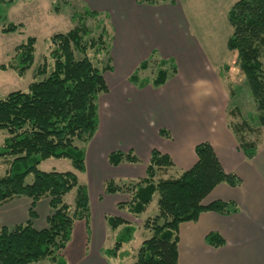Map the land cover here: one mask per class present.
Returning a JSON list of instances; mask_svg holds the SVG:
<instances>
[{
  "label": "trees",
  "instance_id": "obj_1",
  "mask_svg": "<svg viewBox=\"0 0 264 264\" xmlns=\"http://www.w3.org/2000/svg\"><path fill=\"white\" fill-rule=\"evenodd\" d=\"M17 0H0L7 7ZM156 4L172 0H138ZM82 13L71 16L75 26L67 32L50 36L49 55L35 67V79L25 90H13L0 96V129L7 136L0 146V159L9 158V167L0 175V205L15 197L30 198L29 218L13 226H0V264H33L49 260L55 264H68L64 250L71 240L74 223L83 219L89 224L90 201L87 186L80 183L74 171H43L40 163L49 158H67L75 170L86 168L87 145L99 126V95L108 92L104 72L109 58L112 31L108 15L84 7ZM91 18L96 24L89 26ZM233 33L228 45L237 51V65L245 75L256 103L259 125L251 126L247 120L236 122L233 129L238 143L248 159L257 152L259 136L264 127V0H237L228 11ZM25 24L8 20L0 13V30L4 34L22 33ZM37 38L29 35L14 50V56L0 69L13 70L23 78L36 61ZM93 58L104 64L98 66ZM105 58V60L103 59ZM51 61H50V60ZM109 60V59H108ZM155 68L151 83L160 87L170 75L177 73V65L169 59L156 56L155 52L142 61L129 77L130 82L145 86L141 72ZM240 111L235 107L231 110ZM162 135L169 136L165 130ZM249 134V135H247ZM197 162L188 170L175 175L170 168L172 158L154 148L147 165L146 176L136 181L108 180L105 193L123 192L130 195L126 208L138 216L145 212L154 195L159 194V212L148 217L144 227L151 232L134 255V264H177L179 226L197 220L201 213L214 211L224 215L234 214L239 207L234 201L215 200L208 204L204 199L220 183L238 186L242 180L227 172L209 142L196 145ZM112 165L121 162H138L133 152L114 151L109 155ZM33 174V181L26 178ZM76 189L74 207L65 196ZM48 199L50 213L47 225L37 228L36 204ZM112 229L120 226L113 247L104 254L116 257L124 243L130 242L137 227L126 219L109 215L106 218ZM206 242L215 247L224 245L225 239L218 232H210Z\"/></svg>",
  "mask_w": 264,
  "mask_h": 264
},
{
  "label": "crops",
  "instance_id": "obj_2",
  "mask_svg": "<svg viewBox=\"0 0 264 264\" xmlns=\"http://www.w3.org/2000/svg\"><path fill=\"white\" fill-rule=\"evenodd\" d=\"M79 1L108 15L112 41L105 62L110 67L104 72L108 92L98 99V130L87 145L85 171L76 170L78 178L85 176V182L80 183L88 189L90 221H75L64 250L68 264H126L127 258L119 257L120 252L111 258L104 254L113 247L122 227L112 229L107 216L128 220L137 227L135 233L151 216L134 222L126 208L118 207L128 202L130 195L105 193L106 182L144 178L154 148L172 158L174 166L170 169L179 175L197 162L195 148L202 142H209L224 169L242 180L238 186L218 184L204 203L234 201L239 211L230 215L206 211L197 220L181 223L177 264H264V127L257 152L248 159L238 143L233 129L236 122L230 114L237 107L232 103L235 90L245 83L237 65V51L228 45L233 33L228 11L237 0L229 1L226 8L221 0L225 21L222 18L220 24L203 21L194 15L192 7L187 10L182 0L156 4L138 0ZM153 52L174 61L177 73L160 87H154L153 75L144 77V71L141 78L147 81L145 86L130 82L129 77ZM161 130L169 136L162 135ZM114 151H133L139 161L112 165L109 155ZM73 190L75 203L77 191ZM30 204V198L19 196L0 205V226L27 221ZM49 213L48 199L38 201L34 225L45 227ZM210 232L220 233L224 245H209L206 236Z\"/></svg>",
  "mask_w": 264,
  "mask_h": 264
},
{
  "label": "rangeland",
  "instance_id": "obj_3",
  "mask_svg": "<svg viewBox=\"0 0 264 264\" xmlns=\"http://www.w3.org/2000/svg\"><path fill=\"white\" fill-rule=\"evenodd\" d=\"M229 1L231 2L233 0H223L224 8H226V5L229 3ZM235 1L236 0H234V2ZM182 2L186 6L187 10H190V7H192L194 15L201 17L203 21H208L210 24H220L222 18L225 21V16L220 5L221 0L219 2L217 0H182ZM218 4L220 5V10ZM210 6L211 9H209ZM84 7L86 6H84L79 0H17L9 7L0 4V13L6 14L8 20L23 22L25 24L22 33L4 34L0 30V66L9 62V60L14 56L15 47L25 40L29 35L35 36L37 38L35 51L36 61L34 66L27 72L25 77H19L11 69H0V96L3 97L12 90L27 89L26 87L28 84L35 79V67L43 61L44 55H49L50 36L58 32L65 33L72 29L75 26V23H73L71 16L75 12L82 13L85 9ZM227 21L230 23L229 20ZM87 24L91 26L95 25L96 22L89 18L87 20ZM229 26L231 27V24H229ZM103 59L105 60V58ZM262 60L264 62V52ZM93 61L98 66H103V64L99 62L98 59L93 58ZM154 70L156 69L150 67L149 69L145 70L142 75H145L144 77H150L153 75ZM243 77L245 83L238 87V89L236 88L237 90H235V94L232 97V103L234 106H237L240 111L235 109V112H233L232 116L234 117V122H240L241 120L237 119L240 116L242 120H247L251 126L257 127L259 125L258 110L244 74ZM7 134L8 133L5 129H0V146L3 144ZM258 136L260 137V133L259 135L256 133L250 134L252 139L257 138ZM8 160L9 158L0 159V175H4L6 173V170L9 167ZM39 169L43 171L70 170L76 172L71 160L67 158H49L40 163ZM33 178L34 175L29 174L25 181L30 183L33 181ZM84 178L85 176L80 177V182H85ZM74 197L75 190L69 193L65 199L66 202L72 204L73 207ZM158 197L159 194L156 193L152 202L148 206L147 211L142 214V216L128 214V217L134 219V222H141V220L137 218L143 217L142 219H145L148 215H156L159 212ZM141 226L142 230L135 233L134 238L129 243H126L123 247H121L119 250L120 254L118 252L120 255L119 257L127 258L126 264H133L135 259L130 257H134V253H136L141 242L145 238H149L151 236V232L144 227L143 223ZM33 264L55 263L49 260H42L34 262Z\"/></svg>",
  "mask_w": 264,
  "mask_h": 264
}]
</instances>
